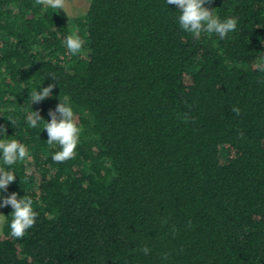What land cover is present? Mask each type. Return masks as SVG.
Listing matches in <instances>:
<instances>
[{
  "label": "trees",
  "instance_id": "1",
  "mask_svg": "<svg viewBox=\"0 0 264 264\" xmlns=\"http://www.w3.org/2000/svg\"><path fill=\"white\" fill-rule=\"evenodd\" d=\"M205 7L236 30L195 38L166 0H89L73 16L0 0V139L29 152L0 159L16 176L1 203L27 195L38 213L13 239L3 207L0 264H264V0ZM65 98L82 133L56 163L43 128Z\"/></svg>",
  "mask_w": 264,
  "mask_h": 264
},
{
  "label": "clouds",
  "instance_id": "2",
  "mask_svg": "<svg viewBox=\"0 0 264 264\" xmlns=\"http://www.w3.org/2000/svg\"><path fill=\"white\" fill-rule=\"evenodd\" d=\"M66 0H35L37 5L51 7L53 9L63 10ZM213 0H166L168 5H174L179 10V27L187 33L199 38L202 33L216 34L221 40L226 39L228 34L234 32L238 21L234 17L221 20L215 16L212 9L205 7V4H211ZM64 46L71 55H79L82 52L84 42L78 35H68L64 40ZM258 69L264 71V64H258ZM54 78V77H53ZM55 84H49L47 87H41L31 93V104H38L48 98L53 91ZM60 103L55 110L49 111L50 121H46L43 130L47 132V143L49 145H59L60 150L52 155V160L56 163H64L76 156V149L80 142L82 128L79 126L76 116L70 103L65 98L60 99ZM231 111L235 115H240L239 107L234 106ZM44 120L39 112L32 111L26 114V123L31 128H36L40 121ZM13 123L11 120H9ZM187 122V117H184ZM7 129L0 125V133L6 134ZM0 159L3 164L12 166L18 161L29 159V152L25 145L15 139H0ZM16 176L13 172L6 171L0 167V191H6L9 184L13 183ZM33 200L24 195L18 198V194L13 192L11 195L3 197L0 207L11 206L12 220L10 224V235L13 239H22L26 232L35 226L38 213L33 210ZM6 216L0 214V223ZM189 226L190 222H189ZM141 251L147 255L150 249L147 246L141 248ZM167 257L165 256L164 259Z\"/></svg>",
  "mask_w": 264,
  "mask_h": 264
},
{
  "label": "rangeland",
  "instance_id": "3",
  "mask_svg": "<svg viewBox=\"0 0 264 264\" xmlns=\"http://www.w3.org/2000/svg\"><path fill=\"white\" fill-rule=\"evenodd\" d=\"M88 4H89V0H66L65 8L63 10L70 16L80 15L86 10ZM0 203H1V196H0ZM0 214L4 215L3 207H0ZM3 223H4V219L3 222L0 223V231L2 229Z\"/></svg>",
  "mask_w": 264,
  "mask_h": 264
}]
</instances>
